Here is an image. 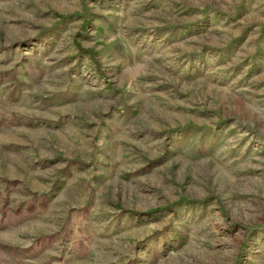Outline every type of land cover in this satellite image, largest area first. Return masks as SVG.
<instances>
[{
  "label": "rangeland",
  "instance_id": "rangeland-1",
  "mask_svg": "<svg viewBox=\"0 0 264 264\" xmlns=\"http://www.w3.org/2000/svg\"><path fill=\"white\" fill-rule=\"evenodd\" d=\"M0 264H264V0H0Z\"/></svg>",
  "mask_w": 264,
  "mask_h": 264
}]
</instances>
